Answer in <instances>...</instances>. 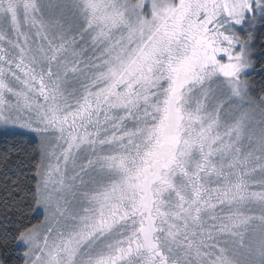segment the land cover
Returning <instances> with one entry per match:
<instances>
[{"label": "snow or ice", "instance_id": "snow-or-ice-1", "mask_svg": "<svg viewBox=\"0 0 264 264\" xmlns=\"http://www.w3.org/2000/svg\"><path fill=\"white\" fill-rule=\"evenodd\" d=\"M0 264H264V0H0Z\"/></svg>", "mask_w": 264, "mask_h": 264}]
</instances>
